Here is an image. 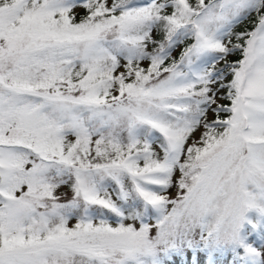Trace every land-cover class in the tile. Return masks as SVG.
Returning <instances> with one entry per match:
<instances>
[{
  "label": "snow or ice",
  "instance_id": "1",
  "mask_svg": "<svg viewBox=\"0 0 264 264\" xmlns=\"http://www.w3.org/2000/svg\"><path fill=\"white\" fill-rule=\"evenodd\" d=\"M0 264H264V0H0Z\"/></svg>",
  "mask_w": 264,
  "mask_h": 264
}]
</instances>
